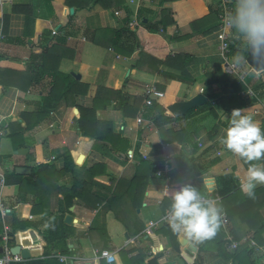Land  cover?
Returning <instances> with one entry per match:
<instances>
[{
  "label": "crops",
  "instance_id": "obj_1",
  "mask_svg": "<svg viewBox=\"0 0 264 264\" xmlns=\"http://www.w3.org/2000/svg\"><path fill=\"white\" fill-rule=\"evenodd\" d=\"M123 2L128 13L125 7L104 10L100 6L82 10L72 8L73 12L70 13L65 0H52L53 14L48 15L40 0H0V130L4 134L9 132V123H19L25 129L32 114L51 108L48 98L54 78L46 75L23 90L15 83L16 77L3 69H21L29 65L38 67L42 62L39 57L42 47H55L52 50L55 49L56 56L61 58L53 64L57 66L56 71L60 76L55 78L57 89L54 97L57 100L50 111L34 127V121L39 117L31 119V128L25 129L14 144L17 148L8 137L0 141V155L5 156L0 163V172L5 177L0 200L14 207L13 213L4 222L9 227L10 216L14 215L19 222L37 223L38 231L29 229L25 232L42 253L39 258L28 261L43 260L46 264H125L124 261H127L141 264L140 253H143L149 256L145 262L159 254L160 264H187L182 254L187 253V246L191 244L199 250V243L178 234L179 253L176 254L171 251L167 238L156 233L162 225L168 224L163 217L171 204L169 191L199 182L207 190L215 191L210 192L207 198L222 207L223 198L217 193L216 179L233 174L238 187L225 200L231 198L228 206L243 202L244 193L240 184L246 177L249 163L218 141L221 130L228 126L231 113L215 110L216 116L199 115L173 124V127L185 128L189 133L188 144L183 150L177 142L161 143L159 132L152 127L144 108L137 117L124 116L115 107L118 97L111 107L96 111V120L110 124L112 133L127 142L126 149H121L119 144L115 148L109 142L80 135L77 130V108H92L93 99L101 89L120 90L130 106L137 98L144 97V90L150 85L164 94L162 100L156 101L158 104H162L167 96L171 104L189 100L197 94L203 95L206 102L208 100L203 94L204 83L220 61L219 38L217 30L204 35L201 34L202 30H193L191 24L206 14V5L215 8L218 0H178L163 5L160 0ZM15 3L33 6L30 25H26L24 14L12 13L11 8ZM163 8L171 10L175 21L169 33L159 30L157 34H151L138 24V21L144 20V23L149 21L154 24L159 20ZM60 26L63 29L57 35H52V30ZM125 26L132 32L138 29L140 38L150 43L146 49L155 57L154 61L145 58L137 65L141 48L134 45L132 38L126 44L125 36L119 41L118 48L132 51L126 56L107 46L105 38L94 35L99 29L119 30ZM65 35V42L57 44V40ZM174 36L179 38L172 39ZM175 55L187 56L186 73L183 75L179 69L163 63L166 58ZM245 70L248 71L247 68ZM67 75L84 85L80 94H63L67 83L64 77ZM260 76L264 78L263 74ZM212 88L216 92L220 90L217 85ZM145 106L148 104L145 103ZM243 109V114L250 116L261 127L264 99ZM199 111L197 109L195 112ZM23 114L27 115V120L22 118ZM138 119H141V123L137 122ZM143 128L147 130L139 137L138 132ZM158 143L161 144L160 153L152 154V147ZM185 150L190 154L189 159H186V154L183 155ZM67 151H70L75 164L73 173H64L57 181L51 172L42 178L35 174L32 180L38 178L42 182L46 178V185L30 186V192L26 195L19 193L20 179L9 176L13 169L29 168L31 173L23 177L32 176L43 165L54 167L58 173L64 164L61 155ZM141 160L152 163L155 171L146 182L135 185L147 167L140 163ZM261 161L263 163L257 165L264 167V159ZM4 165L7 166L4 168ZM93 167L96 168L91 172ZM86 171H90L91 176L87 177ZM205 180H210L208 183L211 185ZM131 182L134 183L131 185ZM263 186L257 185L255 189ZM72 188L76 190V197L70 205L64 194ZM255 200L256 204L259 203L255 211H259L264 218V195ZM242 208L247 209V205L244 204ZM57 214L63 215L69 229L65 238L66 252H62L65 250L63 247L57 250L46 245L41 234L47 229V219ZM44 216L49 217L41 221ZM67 216L71 217L70 224L65 222ZM249 238L243 237L236 243L240 245ZM227 240V250L233 252L229 248L231 239ZM11 241L13 246V237ZM101 250H108L114 261L108 262L99 257ZM198 250L192 256V264ZM251 250L254 263L264 264V245H256ZM46 251H49L48 255ZM121 253L124 256L120 257ZM22 261L20 258L13 263ZM203 264L225 263L215 256L214 245H209Z\"/></svg>",
  "mask_w": 264,
  "mask_h": 264
},
{
  "label": "trees",
  "instance_id": "obj_2",
  "mask_svg": "<svg viewBox=\"0 0 264 264\" xmlns=\"http://www.w3.org/2000/svg\"><path fill=\"white\" fill-rule=\"evenodd\" d=\"M46 13L48 15L53 14V9L51 6L52 0H40ZM178 0H160V4L163 5L164 3H169ZM235 1V0H234ZM65 5L70 8H75V10H82V9H89L94 6H100L104 10L109 9H121L124 8L123 0H65ZM126 9V7H125ZM12 13H20L24 14L26 25H30L33 21V6L30 4H21L15 3L12 5ZM206 14L201 15L198 20L191 24V28L193 30H202L201 34L207 35L217 30L218 21H217V11L216 8L212 7L211 5H206ZM128 13L129 10L126 9ZM159 20L154 24L148 22H140V26H143L149 33L157 34L159 30L163 31V33H169V29L171 26L175 25V21L173 20L171 10L169 8H163L160 11ZM130 20V18H127ZM128 22V21H127ZM63 28L60 26L57 30H62ZM233 34V44L231 45V57H238L241 58L244 63H246L247 58V49L244 43L239 39V37L235 34L234 30L232 29ZM25 36L28 35L27 32L24 33ZM94 35H100V37L105 38L106 45L117 49L118 52L129 56L132 51H127L124 49H120L119 41L122 37L125 36V44L127 40L132 38L134 41V45L141 48L140 52V60L138 61L137 65H140L142 60L148 58L150 61H154L155 57L148 53L146 47L150 43H146L144 40L140 38L139 30H135L132 32L128 26H125L119 30L114 29H99L94 32ZM179 37H172V39H178ZM66 35L64 37H60L57 40V44H62L65 42ZM152 43V42H151ZM55 47L48 48L42 47L40 56L42 59L40 65L35 67L34 65H29L28 67H24L21 69H3L4 72L10 73L11 76L16 77L17 85L20 89H25L29 87V85L36 83L43 79L46 75H51L54 78L53 87L49 93L48 104H51V108L53 102L57 99L54 97V94L57 89L56 79L60 76V73L56 71L57 66L54 67L53 64L58 63L61 59L56 56V50H52ZM66 54V53H64ZM31 57H38V56H31ZM187 56L185 55H175L173 57H168L163 62L166 65L179 69L181 74H185L186 70L185 67L187 66ZM250 69V68H249ZM260 74L264 75V71L260 72L259 74L250 71L244 78V82H240L239 80L232 78L224 73L223 65L219 61L211 73L208 74L207 80L204 83L205 90L203 94L207 97V102L201 107H197L194 109L189 110L183 117L175 118L173 117L168 111L167 106L171 104L170 97L167 96L166 99L162 104H158L156 101H152L150 105L145 106V97L137 98L136 101L130 106L127 104L124 95H122L120 90H109V89H101L97 92L93 99V106L92 108H77L79 111V118H78V125L77 130L79 131L81 136L84 137H91L97 139L99 141H106L109 142L113 147L118 148L119 144L121 149H126L127 142L123 141L120 137L115 136L112 133L111 125L108 123L99 122L96 120V111L99 109H107L111 107L113 100L118 99V102H115V107L117 110L122 111L124 116L126 117H137L139 112L142 108L147 112L148 117L151 120L152 127L157 129L160 135L161 143H172L177 142L181 145V148L184 150L186 145L188 144L189 133L185 128H175L173 124L185 120H190L195 116H203V115H212L216 116L215 110H223L226 113H231L233 109H243L254 104L259 103L262 99H264V78L260 76ZM56 78V79H55ZM66 86L64 88V95L68 94H80L81 88H84V85L78 83L71 75H67L64 77ZM24 83V84H23ZM213 85L220 86V90L218 92L213 90ZM249 91L252 92V95H249ZM85 91H83L84 94ZM43 106L46 107L44 104ZM51 108H47V110L41 113H34L32 117L29 118V123L25 126V129L31 128V119L35 117H39L34 121L33 127L38 124V121L43 118ZM197 109L201 111L195 112ZM22 118L27 120V115L23 114ZM262 130H264V121L261 124ZM25 129L21 127L19 123L11 122L9 123V132L8 134H4L0 136V141L3 137H8L11 139L14 148H17L16 144L17 140L22 137ZM147 128H143L141 131L138 132L139 137L142 136L144 131ZM83 147V146H82ZM161 150V144H157L152 147V154L158 155ZM185 150L183 155L186 154V159L190 158V154ZM5 156L0 155V163L4 159ZM63 158V168L58 173L55 171V168L52 166H39L36 169L35 174L39 176V178L51 172L55 177L56 181L61 177L62 174L67 172H74L75 164L73 162V158L70 154V151L65 152L61 155ZM141 164H146L144 175L138 177L135 182V185H139L141 182H146L149 179V175L155 171L153 164L149 161H140ZM253 163L259 164L263 163L260 161H254ZM96 167L90 169L91 172L95 170ZM90 171H86L87 177L91 176ZM90 172V173H89ZM10 177L20 179L18 183L19 186V193L26 195L30 192V186H39V184L46 185V178L41 182L38 178L32 180L33 176L23 177L16 175L14 173V169L9 174ZM26 179V180H24ZM87 179V178H86ZM24 181V182H22ZM40 182V183H39ZM210 180H205V183L211 185ZM34 185H31V184ZM131 182L130 184L132 185ZM216 184L218 187L217 193L223 198L222 208L224 213L229 221V227L227 230H223L222 227L218 230L217 234L208 240L198 242L199 243V250L195 259L194 264H203L204 263V254L209 249V245H214L215 256L220 259L223 263L228 264H255L254 261L251 259L252 250L249 247V241L252 240L258 246L264 245V218L261 216L259 211H255V208L258 207L259 203L256 204V198H259L261 195H264V186L258 189H255V198H249L245 194L242 196V201L238 205H227L228 201L231 199L228 197V200H225L227 196L231 193L235 192L238 183L233 174H226L220 176L216 179ZM35 186V187H36ZM202 195L207 197L210 192H215L212 189H206L202 183L195 182L194 185ZM206 189V190H205ZM41 193V192H40ZM41 197L44 194H39ZM76 197V190L72 188L69 193L64 194V198L68 199L71 205V202ZM255 200V201H254ZM240 200L237 202L239 203ZM247 205V209L242 208L243 205ZM10 226L8 235L12 238L16 233L19 231H26V230H33L38 231L37 223L34 222H19L14 215L10 216ZM49 216H44L41 221H44ZM48 226L45 231L41 234L45 240L46 245L52 246L54 249L60 250L62 247L65 249L62 252H66L67 248L65 245V238L66 234L68 233L69 229L68 226L64 223L63 215L57 214L54 217H49L47 219ZM157 234L164 236L168 240V244L171 248L173 253H179V243L177 241V233H173L169 224H164L161 226L159 230L156 231ZM3 234V226L0 221V244L1 236ZM227 235L231 236V240L234 242H239L243 237L250 238L245 240L244 243L240 244L239 247L230 252L227 250L228 240ZM12 246V241L9 243ZM47 255L49 251L45 252ZM124 256L123 253L120 254V257ZM1 257V254H0ZM161 255L157 254L152 259L145 262L146 259L149 258L146 254L140 253V262L141 264H160L158 263V259ZM125 264H132L127 263L124 261ZM14 264V263H13ZM19 264H46L43 260H34V261H22Z\"/></svg>",
  "mask_w": 264,
  "mask_h": 264
},
{
  "label": "clouds",
  "instance_id": "obj_3",
  "mask_svg": "<svg viewBox=\"0 0 264 264\" xmlns=\"http://www.w3.org/2000/svg\"><path fill=\"white\" fill-rule=\"evenodd\" d=\"M227 27L246 46L247 51L264 68V0H235L230 14L224 17ZM244 109H233L228 126L221 130L218 141L228 151L249 163L241 191L255 198L257 185H264V167L254 161L264 159V130ZM171 204L163 217L173 231L193 242L213 238L221 227L223 209L215 201L206 199L191 184L169 191Z\"/></svg>",
  "mask_w": 264,
  "mask_h": 264
},
{
  "label": "built area",
  "instance_id": "obj_4",
  "mask_svg": "<svg viewBox=\"0 0 264 264\" xmlns=\"http://www.w3.org/2000/svg\"><path fill=\"white\" fill-rule=\"evenodd\" d=\"M235 1L234 0H218L216 4L217 11V34L219 38V47H218V57L220 62L223 65L224 73L232 78L244 82V78L248 72L253 71L251 68L248 71L235 60L234 57H231V45L233 44V34L232 29L227 27L224 23V17L231 13ZM59 30H52V35H57ZM252 95V92H249ZM145 103L150 105L152 101L162 100L164 94L159 91L155 86L150 85L144 90ZM138 123H141V119L137 120ZM4 133L0 130V136H3ZM5 185V177L2 172H0V192ZM208 199L207 197H205ZM14 207H11L5 204L0 200V221L3 226V234L1 236V257L0 264H11L20 260L19 256H14L10 252L9 242L11 237L8 235L9 227L5 224L4 219L12 214ZM221 227L225 231L229 227V221L224 213H222ZM227 238H231L227 235ZM245 242V241H244ZM256 246L255 242L250 240L249 247L254 248ZM239 247V243L233 242L230 240L229 248L233 251ZM98 256L105 259L108 262H113L114 257L108 250H101L98 252Z\"/></svg>",
  "mask_w": 264,
  "mask_h": 264
},
{
  "label": "water",
  "instance_id": "obj_5",
  "mask_svg": "<svg viewBox=\"0 0 264 264\" xmlns=\"http://www.w3.org/2000/svg\"><path fill=\"white\" fill-rule=\"evenodd\" d=\"M70 13L73 12V9H69ZM145 22V20H144ZM246 64L249 68H251L254 72L260 73L264 71V68H260L261 64L258 63L250 54L249 51H247V58H246ZM206 98L201 95L197 94L190 98L189 100L185 101H177L169 106H167V111L175 118H181L183 117L189 110L201 107L205 104ZM14 173L16 175H29L31 173V170L29 168L25 167H16L14 170ZM65 222L67 224H70L71 222V217L67 216L65 218ZM126 237H128L126 235ZM197 247L194 245H188L187 246V253L182 254L184 260L186 261L187 264H192L193 259L192 256L196 253ZM1 248H0V253H1ZM10 252L14 256H19L22 260L28 261L31 259H36L41 256L42 250L39 248V246L33 244V240L29 236L27 232H19L16 233L13 236V246L10 248Z\"/></svg>",
  "mask_w": 264,
  "mask_h": 264
},
{
  "label": "rangeland",
  "instance_id": "obj_6",
  "mask_svg": "<svg viewBox=\"0 0 264 264\" xmlns=\"http://www.w3.org/2000/svg\"><path fill=\"white\" fill-rule=\"evenodd\" d=\"M216 8V7H215ZM138 24L140 25V22L138 21ZM235 60H237V62H239L244 68H247V69H249V67L247 66V64L246 63H244V61H242V59L241 58H236L235 57ZM264 76V75H263ZM7 165H4V168L6 167ZM4 168H1V169H4ZM33 175H35V172H33V174H32V176Z\"/></svg>",
  "mask_w": 264,
  "mask_h": 264
}]
</instances>
